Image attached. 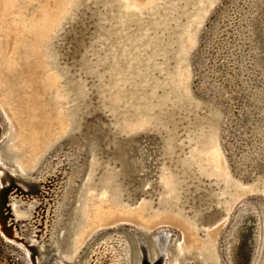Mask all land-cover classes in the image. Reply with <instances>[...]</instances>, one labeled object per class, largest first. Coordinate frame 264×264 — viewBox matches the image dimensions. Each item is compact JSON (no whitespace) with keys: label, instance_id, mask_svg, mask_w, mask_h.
<instances>
[{"label":"rangeland","instance_id":"1","mask_svg":"<svg viewBox=\"0 0 264 264\" xmlns=\"http://www.w3.org/2000/svg\"><path fill=\"white\" fill-rule=\"evenodd\" d=\"M259 2L253 0L246 35L263 86L255 57L264 70ZM233 5L243 6L239 0H0V158L29 181L24 187L16 175L14 190L36 195L11 211L28 218L42 210L37 196L50 185H37L36 177L69 153L77 161L51 261L58 255L65 264H82L105 237L120 234L130 243L131 264H139L137 238L153 260L161 232L168 237L166 264H226L227 234L246 204L261 217L257 253L264 248V141L252 147L249 119L241 120L235 104L238 91L227 93L232 116L229 101L211 100L230 75L215 70L209 60L216 47L208 46ZM162 99L190 102L191 109L174 111ZM154 115L161 120L155 125ZM160 124L169 132L160 134ZM263 263L261 251L254 264ZM0 264L34 263L23 244L0 231Z\"/></svg>","mask_w":264,"mask_h":264},{"label":"bare ground","instance_id":"2","mask_svg":"<svg viewBox=\"0 0 264 264\" xmlns=\"http://www.w3.org/2000/svg\"><path fill=\"white\" fill-rule=\"evenodd\" d=\"M239 2L242 3L243 6L241 8H237L236 5L232 6V12L226 17V25L223 24L222 28L218 29L219 34L217 39L215 42H212L210 46H208L210 48L216 47V49H212L211 52V54H214L213 56L215 57L210 59L209 62L215 66V70H218V73L221 71L224 76L228 74L230 75L220 81L221 89L217 90L218 94L221 97H226V100L228 99L227 101L230 102L232 111L229 113V116H232L234 109L233 101L229 95H227V93H230L231 90L238 91L236 95L239 97L237 100H235V104H237L239 112L243 115H247V118L249 119L247 129L250 132V136L258 141L255 143V140L254 146H252L255 149L256 147H260L262 145L261 143L264 141L263 136H261V134L263 135L264 132V119L258 123L259 118H264V94L262 93V88L264 89V85L261 86V82L258 83V81H261L262 78L258 79L257 77L258 74L255 71V65L253 64V60L250 59V57H252V50L247 45L249 42H247L246 34L249 32L248 28H250V26L248 27L247 25V20L251 18L253 0H239ZM255 19L256 16L253 19V26ZM253 28V32H255V26ZM216 31L217 30L213 31V33L215 32V34H213L214 36L218 33V31L217 33ZM253 38H255V35ZM208 47L207 50H211ZM255 57L258 61L257 56ZM258 63L260 65V72L264 73L259 61ZM208 73L211 77H215V74L211 72ZM244 73L248 77V81L252 80L254 85L260 87L257 89L256 86H254L250 89V84L245 86L242 81L243 77H241V74ZM218 76L219 74H217V77ZM250 77L251 79H249ZM225 79L228 81L224 82L223 80ZM216 84H218V82ZM242 85H244L246 88L242 89ZM240 89L242 92L239 91ZM259 91L261 93H259ZM246 102H249L251 106H248ZM231 108L229 107V110H231ZM263 149L264 148H262V150ZM75 158L76 156H71V153H69L65 156V158L61 159L56 166L52 165L48 167L45 172L41 173L39 177H36V179L38 178L37 185L40 184L44 186L46 185L45 180H49L50 189L48 190V193L40 195V197L37 196V200L42 202L40 205L41 209H43L38 210L37 213L32 211L34 216L28 218H21L22 216L16 215L14 211H11L12 205L19 200H25L24 202L28 203L31 198H34L36 195L31 196L30 194L26 193L25 190L23 191L21 186L14 190L15 184H11L15 180L16 175L18 176V180H20L21 185L24 187H30L29 181L26 180L27 178L24 177L25 175L20 173L16 167H11L2 158H0V201L5 200L4 203H0V231L5 237L15 240L20 244H23V242H20L19 238H23L24 240H27L29 244H36V246L43 250L53 247L56 248L58 246L57 229H59L58 226L60 221H62V210L69 198V193L71 191L70 189L77 174V161ZM3 189L6 190V195H2ZM44 196H46V198ZM8 213L10 215L8 220H4L3 218L5 216L7 217ZM235 217L236 222L233 223L234 229L232 232H228L225 243V255H227L228 264H237L236 249L241 238L243 237V233H247V239L250 241L252 246L251 257L249 260V264H252L255 260L262 236L261 217L258 214V211H255L254 207L249 204H246L245 207L240 208L239 213ZM13 222V230L11 229L10 231L9 229L4 228L7 225H11ZM24 224L25 226H23ZM38 230L39 232H37ZM160 233L161 232H159L154 237L157 254L153 260L151 259V255L147 246L143 244L140 237L137 238L139 248V264L165 263L168 256V237L165 234L161 235ZM23 246L27 248L24 244ZM27 249L29 250V248ZM29 254L30 258H34L36 261L33 262L34 264H65L63 259L58 258V255L55 257L56 259L54 261H51L50 258L52 257H50L51 254L49 253L46 254L47 256L44 254V257H41V253L37 254L29 250ZM83 263L131 264L132 251L130 243L123 235H109L92 249L91 256Z\"/></svg>","mask_w":264,"mask_h":264},{"label":"water","instance_id":"3","mask_svg":"<svg viewBox=\"0 0 264 264\" xmlns=\"http://www.w3.org/2000/svg\"><path fill=\"white\" fill-rule=\"evenodd\" d=\"M263 0H260V2H259V4H258V9H259V7H260V3L262 2ZM259 12V11H258ZM258 12H257V14H258ZM259 25V18L256 16V19H255V21H254V26L256 27V26H258ZM212 33L213 32H211V35H212ZM257 35H258V33L255 31V38L257 37ZM261 40L259 39L258 40V43L256 44L257 45V47H258V52H259V48H260V44H261V42H260ZM81 44H82V41H80V39H78L77 41H76V45H75V47H76V50H78V49H80L79 48V46H81ZM76 50H74V51H76ZM205 51H207V47L204 49H202V53H204ZM201 52H200V55H198L197 57H196V59H198V64H199V61L200 62H202L203 61V58H204V56H203V54H202ZM257 59H258V61L260 62V56H257ZM201 75V77H202V74H200ZM214 86V85H213ZM214 89H215V87H214ZM206 90L204 89V87L203 88H200V87H198V92H199V94L201 95V96H205L206 94V92H205ZM210 91H212V88L210 89ZM213 96V98H215V99H211V100H213V101H215V102H217V101H223V100H225V101H227L226 100V98H224V97H221L219 94H218V91H217V89H215V92H214V94L212 95ZM169 100L168 99H162V100H160V103L161 104H165V105H167L168 103H170V102H168ZM177 102L179 103V101H178V99H174V100H172L171 101V107H170V109H173L174 111H177V110H183V109H185L186 107H188V108H190L191 109V105H192V103H187V105H189V106H187L186 104H184V105H182L181 103H179V104H177ZM228 102V101H227ZM180 104L182 105V106H180ZM228 105H229V103H228ZM230 107V106H229ZM155 117H154V119L152 120V122L151 123H153V125H155V124H158L161 120H160V118H157V116L156 115H154ZM195 118H196V121L198 122H200L201 121V119L199 118V117H197V116H195ZM215 118V116H214V114H213V117H212V119H214ZM228 118H229V116H228ZM247 118V115H245L241 120L243 121V120H245ZM240 120V121H241ZM157 129H159V133L160 134H164V133H167V132H169V130H168V128L167 127H163L161 124L159 125V126H157ZM171 134V133H170ZM168 135H169V133H168ZM165 143H167V142H165ZM239 147V146H238ZM240 149V148H239ZM241 150V149H240ZM238 152H239V150H238ZM73 153H75V152H73ZM260 154H264V150H260ZM142 155V154H141ZM248 159L249 158H247V159H244V160H241V164H243V163H246L247 161H248ZM131 162H133V161H131ZM140 165V163H137V165H134L133 164V166H131V168H132V170L134 169L135 170V167H137V166H139ZM29 186H30V184H29ZM72 188H73V186H72ZM23 191H24V189H23ZM26 191V190H25ZM2 195H6V190L5 189H3L2 190ZM5 201V200H4ZM4 201L3 200H1L0 201V203H4ZM10 215H9V213L7 214V217L5 216L3 219L4 220H8V217H9ZM64 222V220H63V218H62V221H61V223H60V226L62 225V223ZM14 224V222L13 223H11V225H7V226H5L4 228L5 229H9L10 231H11V229L13 230V228H12V225ZM23 226H25V224L23 225ZM37 232H39V230L37 231ZM243 237H245L246 238V240H245V242H244V244L242 245V246H237V248L238 249H240V251L238 250H236V263L237 264H249V260H250V257H251V244H250V241H248V239H247V233H243V235H242ZM19 238V237H18ZM19 240H20V242H23V244L27 247V248H29V250L30 251H32V252H34V253H37V254H40V253H44L45 254V256H47L46 254H51V256L50 257H53L54 255H53V253H52V251H53V249H55L54 247L53 248H47L46 250H43V249H40L38 246H36V244H29V242L27 241V240H24L23 238H19ZM225 243H226V241H225ZM261 251H264V248L263 247H261V249H260V251L256 254V257H255V259L257 258V256L261 253ZM32 261L33 262H36L35 260H34V258L32 259ZM255 263V260H254V262L252 263V264H254ZM166 264V263H165ZM226 264H228V261H227V256H226Z\"/></svg>","mask_w":264,"mask_h":264}]
</instances>
